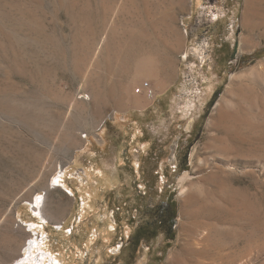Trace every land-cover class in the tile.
I'll return each instance as SVG.
<instances>
[{"label":"rangeland","instance_id":"1","mask_svg":"<svg viewBox=\"0 0 264 264\" xmlns=\"http://www.w3.org/2000/svg\"><path fill=\"white\" fill-rule=\"evenodd\" d=\"M247 1L0 0V264L30 241L64 264H168L181 229L185 264H264V0ZM138 72L150 105L126 94ZM173 194L176 237L129 244ZM19 227L31 238L13 240Z\"/></svg>","mask_w":264,"mask_h":264},{"label":"bare ground","instance_id":"2","mask_svg":"<svg viewBox=\"0 0 264 264\" xmlns=\"http://www.w3.org/2000/svg\"><path fill=\"white\" fill-rule=\"evenodd\" d=\"M201 0H198V2H200ZM249 2H250V0H248ZM247 1V2H248ZM140 2V1H139ZM139 2L137 3V4H139ZM252 2V1H251ZM251 2H250V4H251ZM142 3V2H141ZM140 3V4H141ZM144 3V2H143ZM145 4V3H144ZM127 5V4H126ZM147 5H150V4H147ZM146 5V6H147ZM156 5V4H155ZM161 5V4H160ZM248 5H249V3H248ZM175 6H176V4H175ZM250 6V5H249ZM249 6H248V8H249ZM160 7V6H159ZM132 8V7H131ZM141 8V7H140ZM153 8V7H152ZM161 8V7H160ZM173 8V7H172ZM133 9V8H132ZM146 9V8H145ZM138 10H140V9H138ZM157 10V9H156ZM162 11H163V9H161ZM142 11V10H141ZM246 11V10H245ZM132 12V11H131ZM139 12V11H138ZM154 13V12H153ZM248 13V12H247ZM140 14V13H139ZM147 14V13H146ZM164 14V15H163ZM163 14H161V17H160V19L161 18H165V16H166V14H167V16L169 17H171L172 16V14L173 13H171V14H168L167 12H165V13H163ZM250 14V13H249ZM135 15V14H134ZM155 15V14H154ZM173 15H175V14H173ZM146 16V15H145ZM249 16V15H248ZM144 17V16H143ZM142 17V18H143ZM159 17V16H158ZM173 17V16H172ZM177 17V16H176ZM247 18V17H246ZM166 19V18H165ZM245 19V18H244ZM246 20V19H245ZM158 21V20H157ZM169 21V20H168ZM170 22H172V21H170ZM247 23V22H246ZM147 25V24H146ZM151 26H153V25H151ZM156 26V25H155ZM169 26V25H168ZM159 27H161L160 25H159ZM117 29V28H116ZM150 29H151V27H150ZM159 29V28H158ZM130 31V30H129ZM152 31V30H151ZM157 31V30H156ZM136 32V31H135ZM155 32V31H154ZM146 33V31L145 30H143V28H142V26L140 27V30L135 34L136 35V37H134L135 38V40H136V38H138V39H140V36L141 35H144ZM133 34V35H134ZM147 34V33H146ZM132 35V36H133ZM161 36V35H160ZM167 36V35H166ZM143 37V36H142ZM146 37V36H145ZM148 37V36H147ZM157 37V36H156ZM132 38V37H131ZM130 38V39H131ZM144 38V37H143ZM129 40V39H128ZM135 40H133V42L135 41ZM167 40V39H166ZM126 41V40H125ZM132 42H130V40H129V42H128V44H131ZM169 43V42H168ZM108 44V43H107ZM106 45V44H105ZM111 46V45H110ZM170 46V45H169ZM108 47V46H107ZM126 47V46H125ZM124 47V48H125ZM249 47V45L247 44V40H246V38L244 37V36H242L241 37V41H240V49L241 50H245V49H247ZM132 48V47H131ZM127 49V48H126ZM168 49V48H167ZM174 50V49H173ZM106 51V50H105ZM66 58V57H65ZM124 61H126V60H124ZM5 65V64H4ZM143 77H144V74L142 73V72H138V74L136 75V77H135V79H133V80H131L130 82H129V84L125 87V91H126V94H128V95H134V100H135V103L137 104V105H144L145 103L147 104V105H150V104H152L154 101H155V98H156V96H157V91H155L154 89H152V87L150 88V87H146V85H149L150 83H145L144 85H143V83H141V81H142V79H143ZM85 78V77H84ZM87 78V77H86ZM234 78H235V75H233L232 76V81L234 80ZM88 79V78H87ZM87 79H85V80H87ZM84 82V81H83ZM212 83V82H211ZM135 85H141V87H139L138 88V90H134V86ZM212 85V84H211ZM232 82L228 85V89L226 90V92H225V94H223V96H222V98H221V100H219L218 101V103H216L218 106H217V109L215 110L216 111V113L217 114H213L210 118H209V121H208V131H209V137H215L216 138V136L217 135H215V136H213V134H212V130L213 129H215V128H217V127H220V126H222L223 124H224V121H225V124H226V116L224 115L225 113H223V110H224V108L226 109V107H227V110H228V108H229V104L231 103V101L232 100H230V95H232L231 94V91H232ZM213 86V85H212ZM136 87V86H135ZM210 88V87H209ZM141 89L142 90H145V93H143V94H137V92L136 91H141ZM93 93V99L95 100V102L97 103H99L100 102V100H101V97H100V94L98 93V91L96 90V88H94V90L92 91ZM125 94V95H126ZM6 97V96H5ZM74 99V98H73ZM231 99H233L232 97H231ZM7 101L9 100V99H6ZM7 101H6V103H7ZM27 101V100H26ZM11 102V101H10ZM25 102V101H24ZM28 102V101H27ZM31 102V101H30ZM8 103H9V101H8ZM28 103H26V105H27ZM8 105V104H7ZM18 105H19V103L17 104V105H15V104H13V103H11V104H9L8 105V108H7V110H12V111H15L16 113L19 111L20 112V108L18 109L17 107H18ZM79 105V104H78ZM78 107V106H77ZM22 111V110H21ZM226 111V110H225ZM15 112H13V113H15ZM19 112L17 113V114H19ZM31 112H33V111H31ZM228 113V112H227ZM33 114V113H32ZM32 114H31V116H32ZM37 115V114H36ZM24 116V115H23ZM22 116V117H23ZM34 116H35V114H34ZM33 117V116H32ZM26 119V118H25ZM28 119V118H27ZM26 119V120H27ZM36 119V118H35ZM227 125V124H226ZM218 131V130H217ZM222 131V130H221ZM226 131V130H225ZM78 135V134H77ZM221 135V134H220ZM220 138V137H219ZM218 138V139H219ZM210 143V142H209ZM211 144V143H210ZM210 144H208L209 146H210ZM212 145V144H211ZM213 147V146H212ZM198 150H199V148H198ZM198 150H196V149H194L192 152H191V163H192V165H193V167L195 168V170H197V169H199L200 168V166H199V161H200V159L201 158H199V155L198 154H200L199 152H200V150L198 151ZM198 158H199V160H198ZM202 162V161H201ZM230 165V164H229ZM231 166V165H230ZM228 167V166H227ZM231 168V167H230ZM106 176H107V180H112V175H110V174H106ZM193 178V176H192V173L191 172H189V171H186V172H184L182 175H181V177H180V183L182 184V186H183V194L184 193H186L185 191H187V189H188V187H191L192 186V184H193V181L191 180ZM206 178V177H205ZM204 178V179H205ZM204 179H203V181H204ZM64 180V179H63ZM62 179H60V178H55V183H54V186L55 187H57V186H59L60 184H61V181H63ZM202 180V179H201ZM202 181V182H203ZM38 189V188H37ZM46 189H50L49 187H46ZM71 192H72V195H74V191H73V189H71ZM188 192V191H187ZM71 195V196H72ZM31 204L33 205V210L35 211V213H36V215H38V216H40L41 218H46V207H45V200L43 199V196L41 195V196H36L35 198H32V200H31ZM2 214V213H1ZM5 217V216H4ZM36 227V224H31L30 225V229H31V227ZM5 228V227H4ZM10 229H12L13 231V233L15 234V236L16 237H13V240H15L19 235H23V237L25 238V240H28V239H30L31 238V234L29 233V232H27L26 230H24V229H22L21 227H19V228H10ZM39 233V232H38ZM47 236V235H46ZM179 247H181V248H176V249H174V250H172L171 251V253L169 254V257H168V264H185V254H184V251H183V247L185 246V243H184V241H183V231H182V229H181V231H180V237H179ZM45 242H43V244H44ZM74 243H77V242H75L74 241ZM26 246H28L27 247V254H28V257L25 259V257H24V253H22V254H20V255H18V254H14V255H12V256H10V258H9V260H11V261H13V264L15 263V264H22V262H23V260L25 259V261H30L31 262V258L32 257H35V256H33L34 254V252H35V250H34V252H33V247H37L38 245H37V242L36 241H34V242H32V241H30L28 244L26 243L25 244ZM74 245H76V244H74ZM35 247V249H39V248H36ZM42 247V246H41ZM44 249H46V248H44ZM51 249V248H50ZM39 250H42V251H39ZM38 250V252H40V254H39V257H35L34 258V260H35V262L37 263H42L43 262V260L42 259H44V256L46 257L47 255H50L51 257V259H50V262H49V264H64L65 262H64V260L66 259H64V258H60L59 257V255H57V254H55L52 250H49V249H47L48 250V252H45V251H43V247H42V249L40 248ZM37 251V250H36ZM11 252V251H10ZM20 253V252H19ZM37 255V254H36ZM38 256V255H37ZM42 256V258H40ZM6 263H8V262H6ZM36 263H34V264H36ZM32 264V263H31Z\"/></svg>","mask_w":264,"mask_h":264},{"label":"flooded vegetation","instance_id":"3","mask_svg":"<svg viewBox=\"0 0 264 264\" xmlns=\"http://www.w3.org/2000/svg\"><path fill=\"white\" fill-rule=\"evenodd\" d=\"M176 198L170 195L155 206L151 218L137 223L135 231L131 234L129 244L138 245L141 242H150L160 235L170 237L172 232L173 209Z\"/></svg>","mask_w":264,"mask_h":264},{"label":"trees","instance_id":"4","mask_svg":"<svg viewBox=\"0 0 264 264\" xmlns=\"http://www.w3.org/2000/svg\"><path fill=\"white\" fill-rule=\"evenodd\" d=\"M214 101H215V98L212 100L211 104H213ZM187 158H188V156L186 155V159H185L183 165L181 166V170L182 171L188 170L189 166H188V159ZM172 196L175 197L174 194ZM174 206H175L176 209H173V217H174V219H173V222H172V232L170 233V237H169L170 239H174L176 237V233H175L174 227H175L176 218H177V201H174Z\"/></svg>","mask_w":264,"mask_h":264},{"label":"built area","instance_id":"5","mask_svg":"<svg viewBox=\"0 0 264 264\" xmlns=\"http://www.w3.org/2000/svg\"><path fill=\"white\" fill-rule=\"evenodd\" d=\"M150 85H146V87L148 88Z\"/></svg>","mask_w":264,"mask_h":264}]
</instances>
